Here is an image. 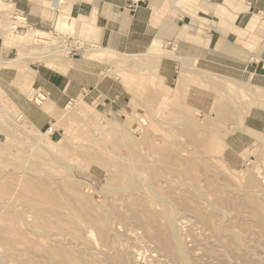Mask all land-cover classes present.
<instances>
[{
	"label": "rangeland",
	"instance_id": "rangeland-1",
	"mask_svg": "<svg viewBox=\"0 0 264 264\" xmlns=\"http://www.w3.org/2000/svg\"><path fill=\"white\" fill-rule=\"evenodd\" d=\"M61 28L47 32L61 42L86 43ZM54 40L47 45L62 49ZM252 41L263 55L264 35ZM3 46L11 45L0 40ZM16 49L13 57L27 55ZM102 56L93 52L72 61L82 69L80 80L109 83L101 100L88 88L76 98L84 93L77 101L86 119L71 116V102L54 109L30 100L23 86L32 76L26 66L35 70L44 62L18 61L7 66L15 69L10 73L0 65L2 264H264V185L251 189L246 183L254 165L264 176V92L257 97L256 88L245 84L264 86L197 66L238 84L198 73L189 91L181 83L168 91L182 64L167 84L162 60L147 65L139 57L132 68L113 64L114 57L109 65L96 61ZM90 63H97V73ZM19 73L23 82L15 80ZM13 96L33 106L44 125L34 124ZM7 98L45 134L42 142L62 146L48 154L37 143L39 132L30 130ZM52 125L59 132L54 137L48 134ZM104 227L110 247L101 244Z\"/></svg>",
	"mask_w": 264,
	"mask_h": 264
},
{
	"label": "crops",
	"instance_id": "crops-1",
	"mask_svg": "<svg viewBox=\"0 0 264 264\" xmlns=\"http://www.w3.org/2000/svg\"><path fill=\"white\" fill-rule=\"evenodd\" d=\"M7 1L23 12L29 26L38 28L36 30L59 31L62 26H67L66 31L81 34L87 44L117 54L140 56L157 45V51L162 55L157 66L162 60L160 73L167 84H172L176 71L182 64L176 86L173 88L165 86L168 91L176 89L180 83L183 86L189 85V91L193 84L192 76L197 73L194 72L195 69L206 75L238 84L233 79L204 71L197 66L211 71L224 70L225 73H233L247 81L257 80L264 86V54L261 55V49L257 54L255 43L252 41L264 35V0H147L136 11L130 8L132 0ZM225 43L228 45H224ZM14 49L11 46L1 47L0 57L12 61L15 58L13 57ZM59 54L62 57L67 52ZM68 54L66 59L78 61L76 58L79 57L78 54H71V52ZM253 58L259 59L262 62L261 65L260 61H253ZM96 61L105 63L103 57ZM16 62L18 60L3 64L6 66L4 68ZM106 64L109 65V63ZM88 65L92 72H98L97 63ZM26 69L31 70L28 74L32 75L27 84L23 85L29 89L30 100H39V95L45 96L47 97L45 100L52 102L50 106L54 109H56L55 105L64 107L70 102L83 99L84 93L79 99L76 98L86 88L90 89L91 97L101 100L100 95L104 94L105 86L109 84L103 79L96 78L93 80L91 78V83L80 80L79 72L82 69L76 64L67 70L56 69L45 64L37 66L35 70L27 66ZM259 69L261 74L257 75L256 70ZM6 70L10 73L15 69ZM182 74L188 76L182 78ZM23 78L24 74L19 73L15 80L23 82ZM34 78L36 87H33ZM201 84H205L204 80ZM245 85L264 92L262 87ZM13 99L34 124L39 127L44 125L42 119L37 117L38 112L33 106L28 105L27 102L24 105L21 104V100L15 96ZM7 100L18 109L13 101L8 98ZM43 102L44 106L46 102ZM262 103L264 98L259 102V104ZM42 109L45 112V108ZM26 119L32 124L27 117ZM243 120L244 118L239 123L242 124ZM254 135L257 141L260 135Z\"/></svg>",
	"mask_w": 264,
	"mask_h": 264
},
{
	"label": "bare ground",
	"instance_id": "bare-ground-1",
	"mask_svg": "<svg viewBox=\"0 0 264 264\" xmlns=\"http://www.w3.org/2000/svg\"><path fill=\"white\" fill-rule=\"evenodd\" d=\"M12 9H13V6H9L8 4L5 6V10H6L7 13H10L12 11ZM60 26H62V24ZM8 27L10 28V33H9V30H8ZM56 31H58V30H56ZM52 38H53V40L55 39L54 40L55 42H57L59 40L58 43H59L60 46H62L61 45L62 42L60 41V38L55 37L53 32H48L47 33V32L36 30V29H34L32 27H28V29H26L24 31H13L11 29V27H10L8 18H4V19L0 20V40H3L4 42H6V45L10 44L12 48L16 46L15 48H18V50L20 52L28 51L27 55L21 56L19 58L18 57L14 58V59H12V61H9L8 59L0 60V65L1 64L3 65L5 63H12V62H14L16 60L20 61V60H26V59L27 60L34 59V60H38L40 62H44L45 65H47L49 67H54L56 69H58L57 65H62V66H64V69L67 70L68 68H70L71 65H73V62L70 61V60H66V61L63 62V61H61L59 59H56V58H58L57 54H59L60 52H63V51L67 52V54L70 53V52L71 53L75 52V54H78L81 59H87L88 56L91 53H93V52H100L101 55H103L102 57H103L105 63H109V62L113 61L114 60L113 57L115 59L117 58L113 62V64H116V65L118 64L119 67H132L133 66L132 68H135V66L137 64L136 63V58H138V60H139V57L140 58L144 57L147 65L152 64V63L156 65V64L159 63L160 58L162 59V57H161L162 55H160L159 51H157L158 50V46L157 45L153 46L151 51H149L148 53H146L144 55L130 56V55H123L121 53L117 54V53H114L113 51H107L105 49H102V48H99V47H95V46L89 45V44L81 42V41H79L78 42L79 44L75 45V46L67 45L68 47H66L65 45H63L61 47L62 49H59L57 47L53 48V47H49L47 45L48 41H51ZM27 44H32V46H31L32 48H26ZM42 44H44V45H42ZM40 50L44 51L43 54L42 55H39V54L34 55L36 57L33 58L32 54H31V51L32 52L33 51L38 52ZM68 55H70V54H68ZM163 55H165V53ZM115 56H118V57H115ZM166 56H167V54H166ZM168 56H169V54H168ZM170 56H171V54H170ZM172 56H173V54H172ZM163 57H165V56H163ZM144 58H142V59L144 60ZM136 68H138V67H136ZM188 71H190V69ZM192 71H194V69ZM194 72H197L196 74H198V73L203 74L204 73V72L203 73L199 72L196 69H195ZM207 76L212 77L209 74ZM230 82H232V81H230ZM253 88H255V87H253ZM262 93H263V91L258 89V88L255 91H253V94H256L257 97H260L262 95ZM41 97H42L43 101L46 102L45 104H47V105H51L52 104V102L50 100H48V99L45 100V98H47V97L42 96V95H41ZM43 101H41L39 99L38 103L43 105V103H44ZM80 102L83 103L82 101H80ZM80 102L79 101H75V102L71 103L67 107V110L70 112L71 116H73V117H82V118L86 119V118H88V115L83 112V109L81 108ZM11 109H13L14 112H17L19 114L18 109L14 105H11ZM6 111H7L6 114L8 115L9 112H8V110H6ZM45 111H47L49 114H53V112H54V110H52L50 108H46ZM0 113L1 114H5V112H3V111H0ZM20 116L24 119V121L30 127V130L39 132V136L40 137H39L37 143L45 151H47L48 154H52L51 152H52V150L54 148L62 146V142L61 141L58 142V144H55V142H52V141L42 142L41 139L43 137H45V134L40 132L34 125L30 124L23 114L20 113ZM101 129H104V128L102 127ZM210 147H211L210 149L212 151L213 147L211 145H210ZM249 161H250V163H255L254 161H251V160H249ZM249 171H250V177H247L248 179L246 180V183H247L248 187H250L251 189H254V188H258L260 185H264V176H263V173L261 172V167L260 166H258V165L255 166L254 165V167H252ZM257 177L258 178L260 177L261 180L259 179L260 181H258ZM152 195L154 197L155 196L158 197V194L156 195V194L152 193ZM109 231L110 230L106 229L105 227L102 230V233H101V237H102L101 244H102L103 247H110L111 241H109ZM112 257H113V255H112ZM2 263L3 262L0 259V264H2Z\"/></svg>",
	"mask_w": 264,
	"mask_h": 264
},
{
	"label": "built area",
	"instance_id": "built-area-1",
	"mask_svg": "<svg viewBox=\"0 0 264 264\" xmlns=\"http://www.w3.org/2000/svg\"><path fill=\"white\" fill-rule=\"evenodd\" d=\"M147 0H132L131 1V9L136 11L142 4H144ZM9 6H13L12 4H10L7 0H0V20L4 19V18H8L10 27L13 31H24L26 29H28L29 24L27 23V19L24 16V13L17 10L14 6L13 9L10 13H7L5 10V6L6 5ZM55 31V30H54ZM70 40L74 41L75 43H70ZM79 40H75V39H67V41L62 42V46L65 45L66 47H68L67 45H78ZM75 52H72L71 54H73ZM38 98L43 101L41 95L38 96ZM36 103H38V100L36 99ZM48 133L50 134L51 137L56 136L57 134H59L58 130L55 128V126H50L48 129Z\"/></svg>",
	"mask_w": 264,
	"mask_h": 264
}]
</instances>
